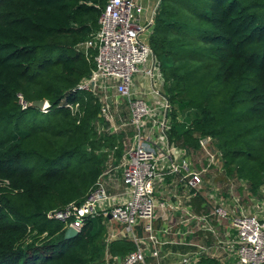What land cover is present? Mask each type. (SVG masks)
<instances>
[{
    "label": "trees",
    "instance_id": "trees-1",
    "mask_svg": "<svg viewBox=\"0 0 264 264\" xmlns=\"http://www.w3.org/2000/svg\"><path fill=\"white\" fill-rule=\"evenodd\" d=\"M105 2L0 0V264H98L106 247L119 257L135 249L124 237L107 245L101 216L86 219L72 238L64 237L62 222L47 217L82 202L107 160H117L125 147L120 134L98 130V96L73 90L93 67L94 50L87 58L78 44L98 29ZM151 25L148 42L170 105L169 140L196 152L198 138L210 136L225 177L235 173L237 185L243 180L248 191L261 194L264 0H160ZM186 35L215 68L199 70L190 86L172 54L177 45L179 56ZM35 99H45L48 111L28 105ZM76 103L75 110L66 106ZM73 156L77 163L70 168ZM79 169L80 175L71 173ZM199 263L219 264L210 256Z\"/></svg>",
    "mask_w": 264,
    "mask_h": 264
},
{
    "label": "built area",
    "instance_id": "built-area-1",
    "mask_svg": "<svg viewBox=\"0 0 264 264\" xmlns=\"http://www.w3.org/2000/svg\"><path fill=\"white\" fill-rule=\"evenodd\" d=\"M154 11L151 13L142 0H106L98 29L78 44L87 58L91 57L89 50H94L93 67L73 90L92 91L98 96L103 120L98 122V130L116 133L132 126L135 131L118 164H110L102 172L82 202L52 210L47 217L77 232L90 217L101 216L120 224L121 230L111 237L127 235L135 249L118 264H148L147 255L155 259L153 264H163V244L192 248L180 254L179 264H199L205 255H212L221 264H264V198L259 201L261 205L251 201V208L244 198L230 192L224 198L212 194L205 173L222 171L223 162L210 136L198 138V151L204 159H196L194 167L184 154L186 150L169 140L170 105L156 87L164 81L144 36ZM139 65L150 78V92L157 94L149 102L133 95L131 89V78ZM123 100L129 114L118 121L115 109ZM19 102L27 106L21 96ZM77 105L66 106L75 110ZM48 109L45 100L40 110ZM104 120L108 122L106 127ZM114 169L120 170L118 180L112 176ZM117 183L125 188L109 192ZM156 193L165 198L157 199ZM199 204L204 212L195 210Z\"/></svg>",
    "mask_w": 264,
    "mask_h": 264
},
{
    "label": "rangeland",
    "instance_id": "rangeland-1",
    "mask_svg": "<svg viewBox=\"0 0 264 264\" xmlns=\"http://www.w3.org/2000/svg\"><path fill=\"white\" fill-rule=\"evenodd\" d=\"M142 1H143V3L146 2V0H142ZM158 1H160V0H150L149 10L151 11V13H153L154 9H156L155 7H156ZM193 11H194V7H193ZM193 20H194V18H191V21H193ZM151 27H152V25L148 28L147 32L144 34V36L146 37L147 41L149 39V33L151 31ZM188 33H189V31H188ZM173 41L177 42L179 45L180 44L182 45V42H183V40H179V38H175V37H174ZM184 41L185 42H183V45H182L183 49L181 47V50H180V47H179V50L181 51V53L179 51V56H178V46L177 45H173V46H176V47H173L172 54L174 56L178 57V60L180 61L181 65H182V69H183L182 71L185 72L184 84L187 85V86H190L191 83L194 81L195 74L199 70L201 72H203L205 69H208L209 71H215V68H214V65L213 66H208L203 61V58H202V52L203 51H201L200 43H197L196 41L191 40V38H189L188 36H187V39L184 40ZM147 66H148V62L145 64V67H147ZM138 69L139 70L132 75V78H131V89H132L133 86H135L138 89H144V87H145V89L148 90V92H146V94H145V96H146L147 93H149V91L151 90L150 80L145 75L142 65H139ZM162 78L164 80L163 76H162ZM164 83H165V80H164ZM149 86H150V88H149ZM156 87L158 89H160V90L163 89V87L160 86L157 83H156ZM163 91H164L163 93H165L164 89H163ZM242 94H243V88L240 87L237 95L242 96ZM150 99H151V96L149 97V94H148V98H146L145 100L147 102H149ZM215 103H216V105L219 104V102H215ZM172 104L176 107L177 111L179 112V114L177 115V120L178 121H182L183 115L181 113H182L183 109L179 107V98H176L175 103H172ZM121 107H123L124 111L126 110V102L125 101H123V103L121 104ZM243 116L247 117L248 115L247 114L244 115V113H243ZM211 143L213 145V148L216 151H218L217 148L214 145L215 144V140L213 138L211 140ZM185 150H186L187 153L185 152L184 154L185 155L188 154L189 158L187 156L186 157L188 158L189 162H191V167H194V163H195L196 159H198L199 162L202 161V159H204V157H202V153L200 151H198V148H197L196 152H192V151L189 152L187 149H185ZM101 152H103V151H101ZM99 153H100V151H99ZM110 154L113 155V152L111 151ZM70 160H71V166H70V168H71L73 165H75L77 163V157L73 156ZM209 171L210 172H208V173L206 172L205 173V176H206L205 177V181H206V183L209 182L208 183V187L211 189L210 191L212 192L213 195L217 194V196H220V197L224 198L225 197L224 194H228L230 192L229 195L230 194L231 195L235 194L237 196H240L241 198H244V200L247 202V204H249V206L251 208L253 206V204H251V201H255L256 200V203H258V205H261V203H259V201H261V199L264 198V185H262L261 188H260V190L262 191V192L260 191L261 194L255 195V194L251 193L250 191H248V186H249L248 183L244 182L242 180V181H240L239 185H241L243 190L239 189V191H240V194H239L237 192V188H238L239 185H237L236 182H235L236 179H237L236 176H235V173L233 175H231V177H229V179H228V178L225 177L226 174L224 173L223 170L222 171H217V170L211 169ZM71 173L72 174L78 173V175H80L81 172H80V169H79V172L76 170V171H72ZM84 176L85 177H83V178L88 180V176H90L89 172L85 173ZM222 178H226V179L223 180ZM80 182L84 183L86 181H80ZM116 188H117L118 191H120L119 185L117 187H115L114 189H116ZM121 188L124 189L125 186L121 185ZM217 188L219 189L218 191L215 190ZM111 192H117V191L113 190ZM156 198H157V196H156ZM104 223H105V227H106L105 233H106V241H107V239H110V237H111V235L113 234L114 231L120 230L121 228H119V225L115 226L117 224H114L113 221L106 222L104 220ZM118 236L119 235H117L115 237H118ZM123 236L124 235H120L119 237H123ZM127 237L125 238V240H130V238H127ZM111 239H112V237H111ZM104 262H105V259L103 261H101L100 263H98V264H103ZM218 263L221 264L219 261H218Z\"/></svg>",
    "mask_w": 264,
    "mask_h": 264
},
{
    "label": "crops",
    "instance_id": "crops-1",
    "mask_svg": "<svg viewBox=\"0 0 264 264\" xmlns=\"http://www.w3.org/2000/svg\"><path fill=\"white\" fill-rule=\"evenodd\" d=\"M149 3H150V0H146V2H144L143 4L146 6V7H148V9H149ZM146 75V74H145ZM147 76V75H146ZM148 77V76H147ZM149 78V77H148ZM149 80H150V78H149ZM133 84V83H132ZM163 84H164V82H163ZM150 85H151V82H150ZM145 86V85H144ZM160 86H162L163 87V85H160ZM149 88H150V86H149ZM163 89H164V87H163ZM163 89L162 90H160V89H158L159 90V92L160 93H162L163 94ZM132 90H133V95H135V96H137V97H139V98H142V99H146V98H148V94H149V97L151 96V99H150V101H152V100H154V99H156L157 98V94H154V93H151L150 91H149V93H147V95L145 96V94H146V92H148V90H146L145 89V87H144V89H138V88H136L135 86H133L132 87ZM109 94H111L112 95V91L111 92H109ZM124 101V100H123ZM123 101L119 104V109L117 110V108L115 109V111H117L118 112V114H117V116H118V121H119V119L120 118H122V117H128V109H127V106H126V110L124 111V109H123V107H121V104L123 103ZM104 124H105V127L108 125V122L107 121H105L104 120ZM102 131H105V132H107V133H109V131H107L106 129L105 130H102ZM134 131H135V129H134V127H132V126H126L124 129H122V130H119L118 132H116V133H109V134H120L121 136H122V142L124 143V144H126V142L127 141H129L130 142V139L132 138V135H133V133H134ZM125 150V147H123V149H122V153H123V151ZM122 155V154H121ZM121 157V156H120ZM120 157L117 159V160H115L114 161V159H112L111 157H110V159L109 160H107V162H106V166H104V168H103V170L100 172V174H99V176H98V178L101 176V174H102V172L110 165V164H112V165H116V164H118V162H119V160H120ZM108 164V165H107ZM120 175H121V173H120V170L119 169H114L113 171H112V176L116 179L117 178V180H118V178H120ZM97 178V179H98ZM167 178H169V177H167ZM168 180V179H167ZM119 185V189L120 190H123V188H121V184H116L114 187H110L109 188V192H111V191H113V190H115V191H118L117 190V188L116 189H114L115 187H117ZM113 189V190H112ZM161 191H162V189H161ZM156 196H157V198L159 199V200H163L165 197L162 195V194H159V193H156ZM195 210L198 212V213H201V212H204V209H203V207H201V205L199 204L196 208H195ZM105 221L106 222H110L108 219H105ZM227 222L226 221H222L221 222V224H226ZM114 224H117V225H115V226H118L119 225V228H121V225L120 224H118V223H116V222H114ZM118 228V229H119ZM221 228V225H219L218 226V229H220ZM121 230V229H120ZM120 230H116L115 232H119ZM141 232V231H140ZM120 235H122V234H119V236ZM118 236V237H119ZM200 236H202V235H200ZM118 237H115V238H118ZM124 238H126L127 237V235H124L123 236ZM123 237H121V238H123ZM115 238H112V239H115ZM127 238H129V237H127ZM109 240V241H107L108 243H107V245L109 244V242H111V241H113V240ZM131 240V239H130ZM192 250V248L191 247H187V246H185V245H178V244H163V245H160V251H161V254L163 255V259H162V263L163 264H179V258H180V254H182V253H186V252H189V251H191ZM125 256V255H124ZM123 256V257H124ZM205 256H210V257H213L212 255H205ZM205 256H202L201 258H200V260L201 259H203ZM218 256V258L220 259V257H221V255H217ZM123 257H119V256H113V254L110 252V250H109V248L108 247H106V249H105V257H104V259H105V264H118L119 263V261L123 258ZM214 258V257H213ZM216 259V258H215ZM217 260V259H216ZM146 261H147V263L148 264H153L154 263V261H155V259L153 258V257H151L150 255H147V257H146ZM218 261V260H217ZM103 263V264H104ZM200 264V263H199Z\"/></svg>",
    "mask_w": 264,
    "mask_h": 264
},
{
    "label": "water",
    "instance_id": "water-1",
    "mask_svg": "<svg viewBox=\"0 0 264 264\" xmlns=\"http://www.w3.org/2000/svg\"><path fill=\"white\" fill-rule=\"evenodd\" d=\"M158 3H159V1H158ZM158 3H157V5H158ZM157 5H156V7H157ZM153 56H154V53H153ZM44 102H45V99H35V100L30 101L28 103V105L31 107L37 108V109H41ZM108 218H110V215H108ZM77 233L78 232L75 229L68 227L64 231V237L65 238H72V237L76 236Z\"/></svg>",
    "mask_w": 264,
    "mask_h": 264
}]
</instances>
